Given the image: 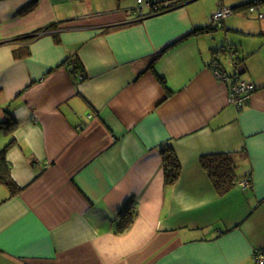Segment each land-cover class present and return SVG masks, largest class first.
<instances>
[{"label": "crops", "instance_id": "obj_1", "mask_svg": "<svg viewBox=\"0 0 264 264\" xmlns=\"http://www.w3.org/2000/svg\"><path fill=\"white\" fill-rule=\"evenodd\" d=\"M136 1L0 0V152L17 188L0 184V264H254L264 248V0L144 19ZM221 6L233 14L190 35ZM229 49L255 87L241 109L211 69L232 73ZM212 155H234L227 194Z\"/></svg>", "mask_w": 264, "mask_h": 264}, {"label": "trees", "instance_id": "obj_2", "mask_svg": "<svg viewBox=\"0 0 264 264\" xmlns=\"http://www.w3.org/2000/svg\"><path fill=\"white\" fill-rule=\"evenodd\" d=\"M184 1L185 0L161 1L158 4L160 5V11L164 10L161 13H164L167 11H171L172 9L180 6L181 3H183ZM150 2H153V1H150ZM164 4L168 5V9H164ZM32 8H33V5H30L27 8V10H30ZM131 12H133L136 15L135 10L130 11V13ZM161 13H156L154 15L161 14ZM149 15H152V13L150 12L149 14L143 17H139L137 15L136 16H137V19H144V18L149 17ZM51 28L52 27H49V29ZM213 29L215 28H212L209 25L204 26V27H201V26L195 27L190 32V35L207 33L209 31H212ZM21 42L19 44H25L24 47H21V49L27 50V47L31 41L21 40ZM226 53L230 56L231 61L233 60V65L234 66L238 65L239 61L238 59L236 60L235 52H233L232 49H229ZM26 54L27 52L25 51V55ZM76 63L77 62H75L74 60H70V59L65 62V64L68 65V68L70 65L73 66L72 69L70 70V72H73V73L78 69V66ZM214 63H217V62H212L211 66ZM1 126H3V124H1ZM7 148L8 146L3 151L0 152V184L7 186L9 190L11 191V194H13L17 188L8 175L9 169H8L7 163L5 162V151ZM233 157L234 155H212V156L203 157L201 159L202 167L208 174L215 190L217 191L219 195L227 194L237 184L238 180L236 179V176H235V163H234ZM164 160H165V170L167 173V182L172 184L179 174L180 165L176 157L174 156L173 152L165 153ZM131 222H132V215L130 217L124 216L121 219V221L118 223L117 233H121L125 231L129 227Z\"/></svg>", "mask_w": 264, "mask_h": 264}, {"label": "built area", "instance_id": "obj_3", "mask_svg": "<svg viewBox=\"0 0 264 264\" xmlns=\"http://www.w3.org/2000/svg\"><path fill=\"white\" fill-rule=\"evenodd\" d=\"M158 3V1H148V3H145V0H137V8L135 9V13L137 16L143 17L147 15L144 14V10L146 8H149L152 14L161 13L164 10L160 11V5ZM164 9H168L167 4H164ZM247 10L249 14L255 15L258 19L263 18L261 4H259L258 2L254 1L253 3H251L247 7ZM232 14V8L226 6L219 7L217 11L211 16L209 20V26L212 28L219 27L222 24L223 20H225ZM211 69L217 80L225 84H230L229 102L238 109L243 108L247 104L250 95L255 91L254 85L240 81L237 65H233V71L230 75L227 74L217 63H214ZM242 185L247 186L248 183L245 182ZM253 261L254 264H264V248L254 252Z\"/></svg>", "mask_w": 264, "mask_h": 264}, {"label": "bare ground", "instance_id": "obj_4", "mask_svg": "<svg viewBox=\"0 0 264 264\" xmlns=\"http://www.w3.org/2000/svg\"><path fill=\"white\" fill-rule=\"evenodd\" d=\"M248 7V6H247ZM218 28V27H217Z\"/></svg>", "mask_w": 264, "mask_h": 264}]
</instances>
